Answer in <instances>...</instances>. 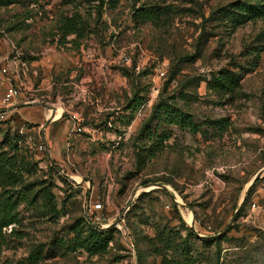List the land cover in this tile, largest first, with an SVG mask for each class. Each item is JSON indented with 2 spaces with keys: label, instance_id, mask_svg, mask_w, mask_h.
I'll list each match as a JSON object with an SVG mask.
<instances>
[{
  "label": "rangeland",
  "instance_id": "1",
  "mask_svg": "<svg viewBox=\"0 0 264 264\" xmlns=\"http://www.w3.org/2000/svg\"><path fill=\"white\" fill-rule=\"evenodd\" d=\"M0 150L27 195L0 264H264V0H0Z\"/></svg>",
  "mask_w": 264,
  "mask_h": 264
},
{
  "label": "trees",
  "instance_id": "2",
  "mask_svg": "<svg viewBox=\"0 0 264 264\" xmlns=\"http://www.w3.org/2000/svg\"><path fill=\"white\" fill-rule=\"evenodd\" d=\"M246 3H249L246 1ZM244 3V4H246ZM248 7V6H245ZM247 9V8H245ZM258 9V8H257ZM257 10L252 7V12ZM62 32L64 36L70 33L82 34V28H79L78 22L75 18H66L62 25ZM154 116L159 119V122L164 121L168 123L180 124L183 127H190L197 130V124L192 120L189 113L184 112L178 107H173L168 102H160L154 108ZM158 122V123H159ZM168 134L162 135L154 142L151 147L152 154L162 151L164 149V139ZM21 180L20 172L16 169L15 158L8 157L4 151L0 150V252L7 241V229L14 227L19 221L20 203L27 200V195L23 188H19L18 184ZM190 233L192 229L189 228ZM113 231L111 228H100L91 226L87 229L86 234H83L81 226H77L74 231V247L83 248L88 254L95 255L104 253L108 250L110 242L113 240ZM203 240H208L203 238ZM165 248H158L159 254L162 255V264H189L188 253L183 250L180 253L182 260H177L169 257L168 251L173 249L170 242L167 240Z\"/></svg>",
  "mask_w": 264,
  "mask_h": 264
},
{
  "label": "built area",
  "instance_id": "3",
  "mask_svg": "<svg viewBox=\"0 0 264 264\" xmlns=\"http://www.w3.org/2000/svg\"><path fill=\"white\" fill-rule=\"evenodd\" d=\"M18 96V88L14 87V86H10L7 88V91L5 93V96L3 98V101L5 102H9L12 99H14L15 97ZM73 117H77L76 114H73Z\"/></svg>",
  "mask_w": 264,
  "mask_h": 264
},
{
  "label": "bare ground",
  "instance_id": "4",
  "mask_svg": "<svg viewBox=\"0 0 264 264\" xmlns=\"http://www.w3.org/2000/svg\"><path fill=\"white\" fill-rule=\"evenodd\" d=\"M60 112H62V110L60 108H58L56 111H54L52 108H48L47 109V116L55 118L56 116H58V114L59 115L61 114ZM187 218H189V217H187Z\"/></svg>",
  "mask_w": 264,
  "mask_h": 264
},
{
  "label": "water",
  "instance_id": "5",
  "mask_svg": "<svg viewBox=\"0 0 264 264\" xmlns=\"http://www.w3.org/2000/svg\"><path fill=\"white\" fill-rule=\"evenodd\" d=\"M42 105L45 106V107H48V108L50 107L47 104H43L42 103ZM51 120H52V117L51 118H48L47 122L45 123V126H47L51 122Z\"/></svg>",
  "mask_w": 264,
  "mask_h": 264
},
{
  "label": "crops",
  "instance_id": "6",
  "mask_svg": "<svg viewBox=\"0 0 264 264\" xmlns=\"http://www.w3.org/2000/svg\"><path fill=\"white\" fill-rule=\"evenodd\" d=\"M58 108H60V107H56V109H58ZM61 109V108H60ZM56 111V110H55ZM31 113H32V111L31 112H29V114H28V116H30L31 115ZM61 113V112H60ZM46 115H47V112H46ZM58 116H59V114H58ZM47 147H48V145H46Z\"/></svg>",
  "mask_w": 264,
  "mask_h": 264
}]
</instances>
